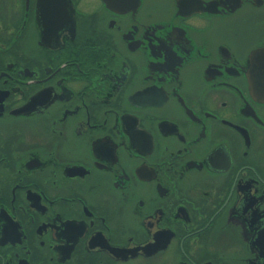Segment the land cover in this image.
Returning <instances> with one entry per match:
<instances>
[{"label":"flooded vegetation","instance_id":"af4514ba","mask_svg":"<svg viewBox=\"0 0 264 264\" xmlns=\"http://www.w3.org/2000/svg\"><path fill=\"white\" fill-rule=\"evenodd\" d=\"M0 264H264V0H0Z\"/></svg>","mask_w":264,"mask_h":264}]
</instances>
